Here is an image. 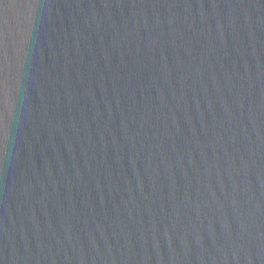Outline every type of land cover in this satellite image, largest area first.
<instances>
[{"label":"water","instance_id":"obj_1","mask_svg":"<svg viewBox=\"0 0 264 264\" xmlns=\"http://www.w3.org/2000/svg\"><path fill=\"white\" fill-rule=\"evenodd\" d=\"M0 264H264V0H0Z\"/></svg>","mask_w":264,"mask_h":264}]
</instances>
